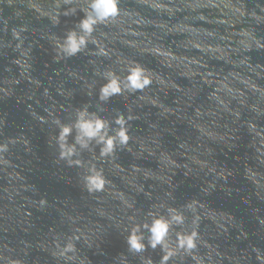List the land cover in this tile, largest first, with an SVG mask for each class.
<instances>
[{
  "label": "clouds",
  "instance_id": "clouds-1",
  "mask_svg": "<svg viewBox=\"0 0 264 264\" xmlns=\"http://www.w3.org/2000/svg\"><path fill=\"white\" fill-rule=\"evenodd\" d=\"M253 52L264 0H0V103L49 130L80 190L42 191L32 139L0 114V264H93L114 232L113 264H264Z\"/></svg>",
  "mask_w": 264,
  "mask_h": 264
},
{
  "label": "water",
  "instance_id": "water-1",
  "mask_svg": "<svg viewBox=\"0 0 264 264\" xmlns=\"http://www.w3.org/2000/svg\"><path fill=\"white\" fill-rule=\"evenodd\" d=\"M43 43V41H42ZM39 51V49H38ZM254 62H264V52H253ZM47 59L46 56H41V60ZM82 61H76L81 63ZM42 67V64L39 65ZM121 106L122 105H117ZM24 105H17L14 100L0 103V114H7L10 127L7 130L9 134H15L20 129L15 125H21L23 130L28 133L32 139L35 155L31 157L35 166V171L32 174L40 185L42 191H46L49 196H60L61 198L71 197L78 200L80 198V190L75 185L74 178L76 176L75 169H64L62 173L57 172L56 167L52 164L51 149L48 146V131L41 129L39 126L30 123L31 118L24 110ZM139 124L140 122H136ZM73 178V183L69 184L67 180L61 179V176ZM216 206L230 208L237 213L238 216L248 220L246 213L242 209L235 207L240 201L225 200L222 194H216L210 198ZM48 222L47 218L42 223ZM249 227L251 224L249 222ZM125 250L123 238L118 233H113L107 237L102 243L99 250L93 249L89 252L93 264H113L115 256ZM41 253H34V256H43ZM158 259V257H157Z\"/></svg>",
  "mask_w": 264,
  "mask_h": 264
}]
</instances>
